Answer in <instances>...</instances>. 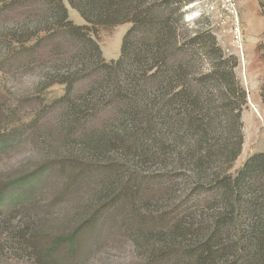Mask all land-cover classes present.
Returning <instances> with one entry per match:
<instances>
[{"label": "trees", "instance_id": "1", "mask_svg": "<svg viewBox=\"0 0 264 264\" xmlns=\"http://www.w3.org/2000/svg\"><path fill=\"white\" fill-rule=\"evenodd\" d=\"M65 1L86 26L69 20ZM196 1L50 0L37 37L50 36L52 65L69 64L50 71L51 84L66 87L62 112L69 127L86 129L83 136L92 121L111 114L116 134L104 127L96 142L88 135L87 150L116 160L84 154L75 165L66 191L101 181L109 197L69 231L26 234L40 263L82 264L100 222L120 216L126 205L136 212L140 203L150 212L141 209L146 214L137 226L159 245L145 264H264V152L231 173L244 143L247 95L236 74L238 58L211 31L184 23V7ZM126 23L132 27L119 59L106 61L93 35ZM14 60L21 69L37 58ZM203 60L207 70L198 67ZM79 83L84 88L72 98ZM138 161L149 166L148 178H136ZM13 186L0 183V200Z\"/></svg>", "mask_w": 264, "mask_h": 264}, {"label": "rangeland", "instance_id": "2", "mask_svg": "<svg viewBox=\"0 0 264 264\" xmlns=\"http://www.w3.org/2000/svg\"><path fill=\"white\" fill-rule=\"evenodd\" d=\"M215 1L197 0L185 6L183 19L195 30L211 31L225 53L238 58L236 74L247 101L241 115L244 143L231 170L234 174L252 155L264 152V0H246L240 7L235 0L241 45L231 31V23L223 24L208 8ZM49 6L50 0H0V183L14 184L10 193L0 200V264H42L29 248L26 234L69 231L109 197V189L101 181L88 184L85 180L65 190L75 165L84 161V154L93 153L87 150L90 148L87 136L96 142L101 129L109 128L108 131L115 133L117 124L111 122V114L103 113L89 124L90 132L86 136H83L86 129L82 130L81 126L80 129L68 126L59 103L66 87L52 85L50 71L54 65L60 69L69 64L52 65L50 36L37 37L39 22L48 18L45 13ZM65 6L74 25H87L67 1ZM131 27L126 23L98 28L93 38L106 61L119 59L123 39ZM29 55L37 58L34 64L21 69L15 67L14 57ZM198 67L207 70L208 62L200 61ZM83 88L81 83L77 84L72 98ZM92 155L91 160H116L112 154ZM138 163L133 171L136 178H148L149 166ZM39 167L45 168L39 176L26 184L15 185ZM145 206L138 203L136 212H131L126 205L120 216L101 221L87 245L82 264H145L154 256L159 248L155 235L137 226L146 211L150 212Z\"/></svg>", "mask_w": 264, "mask_h": 264}, {"label": "built area", "instance_id": "3", "mask_svg": "<svg viewBox=\"0 0 264 264\" xmlns=\"http://www.w3.org/2000/svg\"><path fill=\"white\" fill-rule=\"evenodd\" d=\"M211 13L218 15L223 24L232 25L231 31L235 35L239 45L241 38V29L239 22V10L235 0H216L214 4L208 5Z\"/></svg>", "mask_w": 264, "mask_h": 264}, {"label": "crops", "instance_id": "4", "mask_svg": "<svg viewBox=\"0 0 264 264\" xmlns=\"http://www.w3.org/2000/svg\"><path fill=\"white\" fill-rule=\"evenodd\" d=\"M237 3H238V6L240 7V5H243L247 2H246V0H237Z\"/></svg>", "mask_w": 264, "mask_h": 264}]
</instances>
